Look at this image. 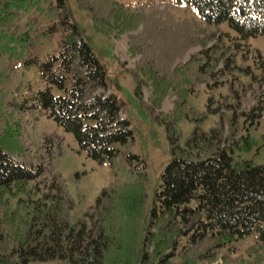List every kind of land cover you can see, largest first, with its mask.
I'll return each mask as SVG.
<instances>
[{
  "label": "trees",
  "instance_id": "1",
  "mask_svg": "<svg viewBox=\"0 0 264 264\" xmlns=\"http://www.w3.org/2000/svg\"><path fill=\"white\" fill-rule=\"evenodd\" d=\"M75 3L97 33L137 32L128 37L136 61L126 71L141 108L162 129L168 162L150 199L131 125L66 0H0V264H230L236 242L248 236L256 242L247 256L264 264V163L240 158L257 146L241 132L258 122L264 101L239 79L256 80L242 50L264 35V0H143L134 10L117 0ZM180 8L196 18H175ZM18 69L33 70L37 81L9 91L2 84ZM222 83V100L209 96L202 112L187 105L201 87ZM168 96L173 109L162 112ZM209 116L217 123L204 129ZM41 117L72 135L77 155L113 172L76 221L68 183L84 172L64 177L63 139L39 132ZM182 121L193 126L188 135ZM120 155L126 170L119 174Z\"/></svg>",
  "mask_w": 264,
  "mask_h": 264
},
{
  "label": "rangeland",
  "instance_id": "2",
  "mask_svg": "<svg viewBox=\"0 0 264 264\" xmlns=\"http://www.w3.org/2000/svg\"><path fill=\"white\" fill-rule=\"evenodd\" d=\"M117 1L131 10H134L143 0ZM66 3L70 11L71 20L80 29L83 37L90 45L92 52L104 70L108 87L107 93L113 95L120 107L122 116L126 118L131 125L135 139V146L132 151L146 163L150 180L149 195L150 199H152L154 192L159 185L160 175L163 168L168 162V154L162 129L157 127L147 115V112L141 108L140 102L135 98L133 93L134 84L132 78L126 71L127 69H132L136 61V59L129 54L128 37L129 35L137 34V32L124 34L118 39L106 37L94 30L92 23L87 19L85 12L77 8L75 0H66ZM173 14L177 19L196 18V15L192 10L185 8L177 9L173 11ZM219 28L221 31L233 36V33L229 31L226 24L220 25ZM141 29L142 26L139 27L138 31ZM244 44L242 53L243 55H246L247 58V61L244 62V67H249L252 75L255 76L254 78L260 82H257L256 80L253 81L251 78L246 77H240L239 79L243 84H250L251 91L248 92V95L251 93L256 97H260L261 95L260 100L264 101V35L251 38ZM198 50H200L199 47L189 50L185 58L187 59L190 54ZM33 81H37V75L33 70L25 71L18 69L16 75L11 80L4 82L2 86L9 91H13L17 85L24 84V86H26L27 83H33ZM34 89L35 86L32 85V90ZM32 90L29 89L28 91L31 92ZM226 93L227 87L225 83L217 85V87L211 90L206 87H201L198 95L192 94L189 97L187 105L193 106L202 112L205 110V105L209 96L220 101ZM142 95L144 100L147 101L150 93L147 89H143ZM173 99V96L166 97L161 104L160 111L169 112L172 110ZM251 104H253V102H251L250 105ZM250 105H245L243 107L249 108ZM217 120V116H209L201 126L204 129H208L213 127L217 123ZM256 121H258L256 124H245L244 126L247 125L246 131L243 130L241 133L249 134V136L257 142L259 148L256 146L251 153L241 154L240 158L252 159L255 164H263L264 112L260 118H256ZM240 122L242 123L243 121L241 120ZM35 125L39 132H56L62 137L64 142V152L60 157V170L64 177L68 178V176L74 172H84L79 183H68V189L75 201V209L71 214V218L73 221H76L80 218L81 214L93 204L98 191L112 181L113 172L107 167V165L100 167L84 156L77 155L75 153L76 144L72 135L63 132L52 120L46 117H41L36 121ZM192 127L193 126L186 121L180 123V128L184 135H188ZM124 170H126L124 156L120 155L116 160V172L120 174ZM179 242L183 244L184 240L180 238ZM255 242L256 240L254 236H248L237 241L235 244L237 250L236 253L230 255V259H232L230 264L255 263L254 258L248 257L245 252L250 246L254 245ZM237 257L242 259L236 260ZM214 264L221 263L216 262Z\"/></svg>",
  "mask_w": 264,
  "mask_h": 264
}]
</instances>
